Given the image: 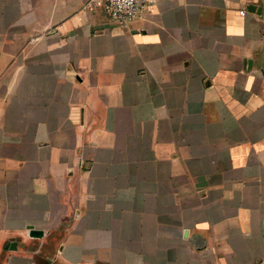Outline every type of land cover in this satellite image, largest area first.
I'll return each mask as SVG.
<instances>
[{
  "label": "crops",
  "instance_id": "0c3cea01",
  "mask_svg": "<svg viewBox=\"0 0 264 264\" xmlns=\"http://www.w3.org/2000/svg\"><path fill=\"white\" fill-rule=\"evenodd\" d=\"M140 6L0 0V264H264V0Z\"/></svg>",
  "mask_w": 264,
  "mask_h": 264
},
{
  "label": "built area",
  "instance_id": "2783aa9c",
  "mask_svg": "<svg viewBox=\"0 0 264 264\" xmlns=\"http://www.w3.org/2000/svg\"><path fill=\"white\" fill-rule=\"evenodd\" d=\"M86 6L97 3L117 26L127 29L140 15L141 0H81Z\"/></svg>",
  "mask_w": 264,
  "mask_h": 264
},
{
  "label": "water",
  "instance_id": "95a60500",
  "mask_svg": "<svg viewBox=\"0 0 264 264\" xmlns=\"http://www.w3.org/2000/svg\"><path fill=\"white\" fill-rule=\"evenodd\" d=\"M253 9H255V8H253V7L250 8V10H253ZM260 12H261V10H258V13H260Z\"/></svg>",
  "mask_w": 264,
  "mask_h": 264
}]
</instances>
